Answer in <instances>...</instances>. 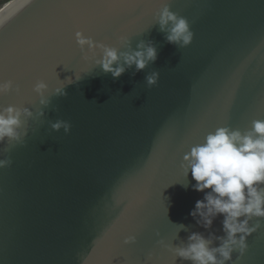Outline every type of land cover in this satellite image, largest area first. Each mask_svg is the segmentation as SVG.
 <instances>
[{
    "label": "water",
    "instance_id": "1",
    "mask_svg": "<svg viewBox=\"0 0 264 264\" xmlns=\"http://www.w3.org/2000/svg\"><path fill=\"white\" fill-rule=\"evenodd\" d=\"M107 2L11 0L0 10V82H14L0 105L38 113L40 80L51 100L23 143L0 144L12 161L0 168V264H191L170 248L193 232L224 235L223 216L204 229L190 215L205 193L183 157L218 127L243 132L264 119V0H167L195 34L183 48L156 23L161 0ZM77 31L112 47L122 36L133 48L151 41L158 59L114 79L83 60ZM64 84L67 96L54 95ZM57 120L71 131H54ZM259 223L234 264H264Z\"/></svg>",
    "mask_w": 264,
    "mask_h": 264
},
{
    "label": "clouds",
    "instance_id": "2",
    "mask_svg": "<svg viewBox=\"0 0 264 264\" xmlns=\"http://www.w3.org/2000/svg\"><path fill=\"white\" fill-rule=\"evenodd\" d=\"M161 5L156 13V23L160 31L166 34L167 42L181 48L190 45L195 34L188 19L173 12L167 0H161ZM75 38L83 53V60L94 61L105 73H111L114 79L133 66L137 72L145 70L158 59V48L151 41H141L133 48L126 36L120 37V47L97 42L80 31L76 32ZM75 78L81 79L78 74H75ZM159 78V71H152L145 80L151 88ZM67 81V84L74 82L71 78ZM67 84L56 87L54 95L67 96ZM13 89V81L0 82V96ZM49 90V84L44 80L34 86L42 106L38 113L29 107L0 105V144L24 142L27 122L44 117L43 109L51 104ZM15 91L20 93L19 86L15 87ZM71 127L70 122L65 120L51 122V128L57 132L63 129L68 133ZM183 160L185 175L191 172L196 181L193 189L205 193L203 199L196 201L190 215L204 229H211L217 217L223 216L224 235L209 232L205 236L193 232L186 244L170 250L176 257L191 264H234L233 253L243 255L247 251L248 238L260 227L259 221L264 220V119L253 120L251 128L243 132L231 127H218L208 132L201 143L185 153ZM11 163L10 158H2L0 168L8 167ZM206 189L210 191L206 192ZM253 219L257 221L255 225L251 223ZM184 227L181 225V228ZM134 239L129 237L125 243H132ZM216 241H219V246H214Z\"/></svg>",
    "mask_w": 264,
    "mask_h": 264
},
{
    "label": "snow or ice",
    "instance_id": "3",
    "mask_svg": "<svg viewBox=\"0 0 264 264\" xmlns=\"http://www.w3.org/2000/svg\"><path fill=\"white\" fill-rule=\"evenodd\" d=\"M123 2H124V0H108L106 6L109 8H117V7L123 6ZM21 99H22V101H26L29 98L25 96V97H22Z\"/></svg>",
    "mask_w": 264,
    "mask_h": 264
},
{
    "label": "rangeland",
    "instance_id": "4",
    "mask_svg": "<svg viewBox=\"0 0 264 264\" xmlns=\"http://www.w3.org/2000/svg\"><path fill=\"white\" fill-rule=\"evenodd\" d=\"M8 2H9V1H8ZM8 2H6V1H1V0H0V9H1L2 7H4L5 4L8 3Z\"/></svg>",
    "mask_w": 264,
    "mask_h": 264
},
{
    "label": "bare ground",
    "instance_id": "5",
    "mask_svg": "<svg viewBox=\"0 0 264 264\" xmlns=\"http://www.w3.org/2000/svg\"><path fill=\"white\" fill-rule=\"evenodd\" d=\"M18 1V0H17ZM16 2V1H15ZM14 3V2H13ZM12 3H10L9 5H11ZM9 5H5L4 7H2L0 10H4L6 9Z\"/></svg>",
    "mask_w": 264,
    "mask_h": 264
},
{
    "label": "trees",
    "instance_id": "6",
    "mask_svg": "<svg viewBox=\"0 0 264 264\" xmlns=\"http://www.w3.org/2000/svg\"><path fill=\"white\" fill-rule=\"evenodd\" d=\"M1 1H6V2H8V1H10V0H1Z\"/></svg>",
    "mask_w": 264,
    "mask_h": 264
}]
</instances>
